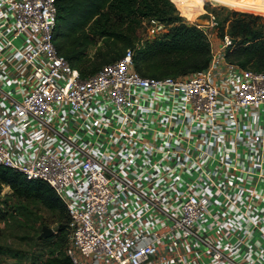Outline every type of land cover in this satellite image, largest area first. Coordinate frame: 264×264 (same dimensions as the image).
<instances>
[{"label":"built area","instance_id":"2783aa9c","mask_svg":"<svg viewBox=\"0 0 264 264\" xmlns=\"http://www.w3.org/2000/svg\"><path fill=\"white\" fill-rule=\"evenodd\" d=\"M56 13L0 0V166L64 204L71 263L264 264V72L228 61L227 35L213 48L210 13L205 69L146 78L128 49L81 78ZM144 26L138 46L166 32Z\"/></svg>","mask_w":264,"mask_h":264},{"label":"trees","instance_id":"16d2710c","mask_svg":"<svg viewBox=\"0 0 264 264\" xmlns=\"http://www.w3.org/2000/svg\"><path fill=\"white\" fill-rule=\"evenodd\" d=\"M244 3H248L249 10L256 11L259 7L256 0L233 1L232 7L242 8ZM55 6L54 46L79 71L81 78L119 60L128 49L134 50V70L146 78L185 76L209 64L212 48L209 39L196 25L182 19L172 0H55ZM231 14L232 19L224 18L221 22L216 18L215 28H221L219 39L225 35L232 39L233 46L225 54L227 60L245 69L264 72L263 19ZM150 19L164 24L166 32L138 46L145 36L144 23ZM3 188L7 189L6 196L35 201L56 214V233L41 241V244L52 241L44 264H72L64 252L69 218L53 189L42 181H28L21 173L0 166V193ZM0 210L4 218L5 210L2 207Z\"/></svg>","mask_w":264,"mask_h":264},{"label":"rangeland","instance_id":"374dc122","mask_svg":"<svg viewBox=\"0 0 264 264\" xmlns=\"http://www.w3.org/2000/svg\"><path fill=\"white\" fill-rule=\"evenodd\" d=\"M172 1L182 19L194 25L199 24L198 21L201 24L206 22L207 14L210 13L214 14L220 22L224 18L232 19V12L260 16L264 19V0H256L259 3L256 11L249 10L248 3H244L242 8L232 7L233 1L237 0ZM208 33L211 36L210 40L214 38L217 43L221 28L209 29ZM218 42L221 43V39ZM6 193V188H3L0 193V207L4 208L6 213L4 218H1L0 215V264H44L49 257L52 241L41 244L42 240L34 241L33 238L40 234L42 226L51 228L55 232L57 229L56 214L47 211L35 201L6 196L4 195ZM4 202H6L5 205ZM1 212L2 210H0V214ZM49 239H45V241Z\"/></svg>","mask_w":264,"mask_h":264},{"label":"water","instance_id":"95a60500","mask_svg":"<svg viewBox=\"0 0 264 264\" xmlns=\"http://www.w3.org/2000/svg\"><path fill=\"white\" fill-rule=\"evenodd\" d=\"M198 22H199V24H201L200 21H198ZM204 23L205 22H203V24ZM54 234H55V232L51 228H48L46 226H42L41 230H40V234L36 237V240L37 241L45 240V239L51 238Z\"/></svg>","mask_w":264,"mask_h":264},{"label":"crops","instance_id":"0c3cea01","mask_svg":"<svg viewBox=\"0 0 264 264\" xmlns=\"http://www.w3.org/2000/svg\"><path fill=\"white\" fill-rule=\"evenodd\" d=\"M218 43H219L218 41H217V43H216V41L214 40V42L212 43L214 49H216V48L219 47V46H218Z\"/></svg>","mask_w":264,"mask_h":264}]
</instances>
